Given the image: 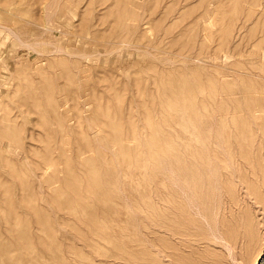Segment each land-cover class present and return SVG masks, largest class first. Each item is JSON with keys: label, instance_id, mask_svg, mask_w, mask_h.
Segmentation results:
<instances>
[{"label": "rangeland", "instance_id": "1", "mask_svg": "<svg viewBox=\"0 0 264 264\" xmlns=\"http://www.w3.org/2000/svg\"><path fill=\"white\" fill-rule=\"evenodd\" d=\"M263 20L264 0H0V264L137 263L177 196L214 216L226 148L243 193L264 191ZM232 182L264 264L262 204Z\"/></svg>", "mask_w": 264, "mask_h": 264}, {"label": "bare ground", "instance_id": "2", "mask_svg": "<svg viewBox=\"0 0 264 264\" xmlns=\"http://www.w3.org/2000/svg\"><path fill=\"white\" fill-rule=\"evenodd\" d=\"M252 46L254 48L253 49V55H255V57L262 55L264 58V49L261 52L259 46H257V45H255V47H254V45H252ZM251 49H252V47H251ZM257 61H259V59H257ZM256 64H257V62H256ZM262 77L264 78V75ZM249 90H251V91H249V92L246 91V92H248V93L253 92V96L251 99L252 101L259 103V101L261 99H264V84L262 86H260L257 83H255L251 87V89H249ZM246 92H244V93H246ZM248 105H246V106H248ZM238 110H239V112H243V105L242 104L241 105L239 104ZM245 110H246V108H245ZM253 111H254V113L260 112V111H262V109L256 107V108H254ZM240 120H241V118H240ZM113 121L114 120L112 119V122ZM119 145H120V143H119ZM83 153H84V151H83ZM122 156H124V155H122ZM175 156L176 155H174V157ZM231 158H234V157L229 152V150L226 148L222 152V154L220 156L221 160L216 167V170H217L216 173H218L217 175H219V177L221 179V185L222 186L220 189V192H221L220 199H219L220 206H219L218 210L213 214L214 216H212V214H208L207 211H205V209L199 210L200 212L199 213L197 212L198 214H196V212H193L192 210L190 211L189 209H186V211H183L184 212L183 213L181 210H179L181 208L183 202L181 200H179L180 198L177 196L175 201L173 202L175 211H172L169 216L164 214V213L154 215L156 217V219H155L156 223L154 225L152 233L158 234V236H159L158 240L156 241V243L154 245L155 249H152L151 246L148 245V243H146L149 232L147 231L148 226H147V224H145V226L142 230V235H141V238L143 240V247H142L143 248V252H142L143 256H141L140 260L137 261V263H135V264H231L230 260L227 259V256L225 253H222V252L217 253L215 251L214 248L216 247V242L212 238V233L211 234L209 233V231L207 229L208 226H205V222L210 225L211 229H213V230L215 229L216 231H219V236L223 240H225L226 243L232 245L233 247H235L237 249L238 254L243 259V262H244L243 264H254L255 263L258 256L262 253V251H261L262 246H260V241H261L263 234L261 232V224H260L261 221L256 220V222H254V216L251 213L252 210L249 209V207H252V206L250 204H248V202L245 201V199H246L245 195L248 193L250 196H253L256 199L257 203L262 204V208L264 211V191H261L260 189L254 187V186H248V185L245 186L244 185L246 187V192L243 193L242 185L236 184V180H237L236 178H239V177L242 178L241 174L238 173L237 171H235L234 169H232V167H230ZM210 159H211V155L208 157L207 160L210 161ZM207 166H210V163H208ZM209 168H211V167H209ZM231 182L234 185L236 184L235 186H236V193L238 195V198L240 197L243 200V202L245 201V203H242V202L240 203L239 200L238 201H232L233 200L232 199L233 198L232 192H230L231 191L230 190V183ZM89 188H90V186H89ZM89 188H88V190H89ZM86 190H87V188H86ZM89 191L93 192L94 190L93 191L89 190ZM59 196H61V194ZM245 204H247V205H245ZM212 221H213V223H212ZM160 233L161 234L163 233V235H161ZM164 234H168L170 239H172V238L177 239L178 238V239H180L179 241H183L184 236H187L189 238L192 237V238H194V241L196 242V244L192 241L186 242V243L180 242V244H178V248H177L175 246V244L172 243V241L167 243V244L164 243V239L167 237V236L165 237ZM213 234H214V232H213ZM200 242L207 243L208 249L205 251H201L200 246L197 245V243L200 244ZM263 245H264V243H263ZM170 248H172V249H170ZM187 250L191 251L190 254L184 253ZM149 251L154 253V255H153L154 258H152L153 263H150V261L148 260L149 258L146 257L147 256L146 254H148Z\"/></svg>", "mask_w": 264, "mask_h": 264}]
</instances>
